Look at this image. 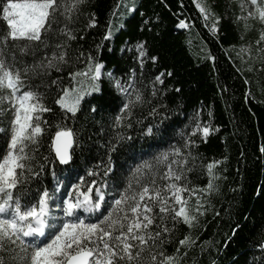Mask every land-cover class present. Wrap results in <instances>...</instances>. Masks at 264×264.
<instances>
[{"label":"snow or ice","instance_id":"1","mask_svg":"<svg viewBox=\"0 0 264 264\" xmlns=\"http://www.w3.org/2000/svg\"><path fill=\"white\" fill-rule=\"evenodd\" d=\"M87 3L88 0H0V264H180V256L196 244L191 231L201 227L200 218L210 210L209 196L219 191L215 181L220 177L215 166L227 157L204 164L195 151L217 130L210 121L202 122L198 111L178 133L180 145H172L151 161L136 165L124 186H117L116 195L106 201L109 183L105 178L114 172L112 154L124 141L132 139L124 130L133 127L134 110L151 100H146L141 88L136 87L135 70H130L122 82L102 71V62L92 51L85 53L78 47V54L70 56L76 33L82 31L72 25L79 22L81 15L87 20L83 31L98 24L94 12L82 11ZM193 3L204 26L218 37L221 17L205 0ZM238 7L232 23L243 21V41L253 27L249 20L264 25V0H238ZM136 9L135 0L131 4L115 0L101 43L114 36V20ZM140 15L139 30L150 31L154 26L152 17L144 12ZM178 26L187 28L188 24L180 20ZM101 43L95 44L96 52ZM253 43L257 57L252 56L251 44L242 43L236 58L241 63L259 58L264 66V56H260L264 53V27L258 30ZM132 47L133 59L141 70L146 60L158 62L159 57L149 53L147 40H138ZM206 58L215 60L210 52ZM76 64L84 67L75 68ZM68 65L75 70L68 73L71 79L67 84L59 76L52 78L53 72L60 73ZM163 75L148 81L151 97L163 95L157 88L164 83ZM104 76L124 97L116 114L110 117L111 127L119 130L107 143L106 162L87 168L83 175L77 173L76 179L67 183V178L61 180L52 170L53 186L43 185L41 177L46 165L70 167L75 162L74 152L80 141L78 132L66 121L75 120L86 96L103 97ZM139 83L143 84V79ZM159 108L166 111L167 105L157 104L149 115L166 119L165 112L157 111ZM88 110L96 112L97 105L90 102ZM135 123L141 125L144 137L161 131L151 123L143 125L139 118ZM45 137L48 154L40 152ZM198 169L208 176L203 186L192 182V174ZM179 225L187 226L189 232L177 242ZM173 243L175 250L168 254L165 245ZM256 246L264 253V237Z\"/></svg>","mask_w":264,"mask_h":264},{"label":"trees","instance_id":"2","mask_svg":"<svg viewBox=\"0 0 264 264\" xmlns=\"http://www.w3.org/2000/svg\"><path fill=\"white\" fill-rule=\"evenodd\" d=\"M128 2L131 4L132 0ZM135 3L137 9L133 13L125 12L118 21L114 20V36L108 41L101 43V37L115 0H88L82 7L83 12L95 13L96 27L83 31L87 22L83 15L72 25L82 31L76 33L77 40L72 42L70 56L78 54L75 52L78 47L85 53L92 51L102 62L103 72H110L122 82L130 70H135L136 87L141 88L146 100H151L134 110L133 127L124 130L132 139L124 141L112 154L114 172L105 178L109 183L106 201L110 202L116 195L117 186H124L136 165L151 161L172 145H180L182 140L178 133L199 111L200 120L210 121L217 130L209 134L206 142L199 143L195 151L202 156L204 164L223 157L227 159L215 166L220 177L215 181L219 191L209 196L210 210L200 218L201 227L191 231L196 244L180 256V264H264V253L256 246L264 237V152L261 151L264 148V66L259 58L246 59L245 63L236 58L242 43L251 44L253 57V53L257 54L253 42L264 25L249 20L253 27L242 41L243 21L232 23L234 14L239 12L238 0H205L221 17L218 37L204 26L193 0H135ZM141 12L152 17L154 26L150 31L139 30ZM180 20L188 27L180 29ZM141 39L147 40L149 53L159 57L155 64L146 60L142 70L133 59L135 50L132 47ZM97 43H101L98 52L95 51ZM232 46H236L235 51ZM208 52L215 57L214 61L206 58ZM83 67V64L75 65V68ZM75 68L65 66L61 75ZM160 73L164 74V83L157 88L163 95L158 93L151 97L148 81ZM57 76L60 74L53 72L52 78ZM141 79L143 84L139 83ZM101 88L104 90L102 98L100 94L86 96L75 120L66 121L78 132L80 141L74 152L75 162L70 167L46 165L41 177L43 185L53 186L52 170L61 180L67 178V183L74 181L77 173L83 175L87 168L100 161L106 162L107 143L119 130L111 127L110 117L116 114L124 97L109 84L107 76L102 77ZM90 102L97 105L94 113L88 110ZM157 104L167 105L166 111L157 109L165 112L166 119L149 115ZM137 118L143 125L151 123L161 131L151 137L141 136V125L135 123ZM40 152L48 154L47 137ZM191 178L194 184L201 186L208 181L202 169ZM188 232L187 226L179 225L177 242ZM165 248L171 254L175 243Z\"/></svg>","mask_w":264,"mask_h":264},{"label":"rangeland","instance_id":"3","mask_svg":"<svg viewBox=\"0 0 264 264\" xmlns=\"http://www.w3.org/2000/svg\"><path fill=\"white\" fill-rule=\"evenodd\" d=\"M180 29H183V28H181V27H179ZM253 55H254V57H257V54L255 55L254 53H253ZM254 60V59H253ZM102 71H103V67H102ZM65 73H64V77L61 75V72L60 73H58V74H60V77H61V79H64L65 80V84H67L70 80H68L69 78H68V72L66 73V70L64 71Z\"/></svg>","mask_w":264,"mask_h":264},{"label":"water","instance_id":"4","mask_svg":"<svg viewBox=\"0 0 264 264\" xmlns=\"http://www.w3.org/2000/svg\"><path fill=\"white\" fill-rule=\"evenodd\" d=\"M59 165V164H58ZM59 166H61V165H59ZM61 167H66V166H61Z\"/></svg>","mask_w":264,"mask_h":264}]
</instances>
